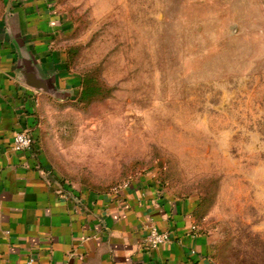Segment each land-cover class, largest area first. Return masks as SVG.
<instances>
[{
	"label": "rangeland",
	"instance_id": "1",
	"mask_svg": "<svg viewBox=\"0 0 264 264\" xmlns=\"http://www.w3.org/2000/svg\"><path fill=\"white\" fill-rule=\"evenodd\" d=\"M27 2L62 14L46 34L79 45L76 82L109 88L41 95L59 173L105 189L155 170L200 196L219 264H264V0H0V21Z\"/></svg>",
	"mask_w": 264,
	"mask_h": 264
},
{
	"label": "crops",
	"instance_id": "2",
	"mask_svg": "<svg viewBox=\"0 0 264 264\" xmlns=\"http://www.w3.org/2000/svg\"><path fill=\"white\" fill-rule=\"evenodd\" d=\"M24 5L10 6L0 21V264H24L30 255L37 264H219L198 194H174L155 170L118 190L59 173L43 144L39 100L57 85L80 93L81 78L63 67L66 46L57 49L46 34L62 14ZM24 128L32 146L13 150ZM150 223L171 239L148 248Z\"/></svg>",
	"mask_w": 264,
	"mask_h": 264
},
{
	"label": "built area",
	"instance_id": "3",
	"mask_svg": "<svg viewBox=\"0 0 264 264\" xmlns=\"http://www.w3.org/2000/svg\"><path fill=\"white\" fill-rule=\"evenodd\" d=\"M33 136L30 133L29 129H21L15 132L12 149L13 150H25L32 146ZM128 183L124 182L123 184H118L113 186L114 190L120 189L122 186ZM196 227L195 225L193 226ZM171 239L170 231L167 229H161L154 223L148 225V233L146 234L144 243L148 248L157 247L161 243L168 242ZM24 264H37L36 257L30 255Z\"/></svg>",
	"mask_w": 264,
	"mask_h": 264
},
{
	"label": "trees",
	"instance_id": "4",
	"mask_svg": "<svg viewBox=\"0 0 264 264\" xmlns=\"http://www.w3.org/2000/svg\"><path fill=\"white\" fill-rule=\"evenodd\" d=\"M79 45L71 44L66 46L67 61L66 64L70 68L75 56L77 55ZM81 89L78 95L80 100H92L93 98L100 97L105 95L109 88H105L104 82H102L95 74L93 73H84L81 76ZM106 92L103 93V91Z\"/></svg>",
	"mask_w": 264,
	"mask_h": 264
}]
</instances>
